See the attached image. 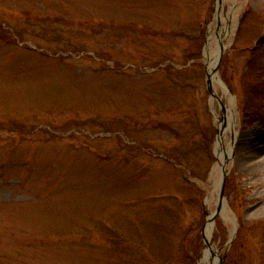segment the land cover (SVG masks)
I'll use <instances>...</instances> for the list:
<instances>
[{
  "label": "rangeland",
  "instance_id": "obj_1",
  "mask_svg": "<svg viewBox=\"0 0 264 264\" xmlns=\"http://www.w3.org/2000/svg\"><path fill=\"white\" fill-rule=\"evenodd\" d=\"M226 92L238 138L209 203ZM257 98L264 0H0V264H201L209 223L213 263L264 264Z\"/></svg>",
  "mask_w": 264,
  "mask_h": 264
},
{
  "label": "bare ground",
  "instance_id": "obj_2",
  "mask_svg": "<svg viewBox=\"0 0 264 264\" xmlns=\"http://www.w3.org/2000/svg\"><path fill=\"white\" fill-rule=\"evenodd\" d=\"M225 1V0H224ZM224 8V3L221 4V7L218 8L216 18L221 21V28L218 30L217 35L214 32V24L210 27L209 31V37H208V44L207 49L205 51V58L207 61L208 66V72L211 74V80L212 84H220L223 88H225L223 82L218 77V75L213 74V71L215 69V66L218 62L220 52L223 48H226L225 41L228 40V38L231 36L232 33V22L236 19L238 12L240 9L231 10V13H226ZM215 34V35H214ZM219 39V43L218 42ZM227 101L225 103V106H223V117L219 118V140L217 142L216 146V153H217V162L216 165L213 168L212 172V180H213V191L209 196V203H212L214 200V192L215 190H218L220 186V174L222 173V170L224 171L225 166V153H224V142L225 138H227L229 131L233 133L234 141L238 138V131L236 130L239 126V119H238V110L235 103L234 98H232L230 95L226 92ZM221 211L224 216L227 215L228 210L226 206V201H224L221 205ZM206 239L209 244V247H207V250L205 251V254L203 256V259L201 261V264H217L216 262H212V259L215 261V256L213 252V238H212V225L209 223L206 226L205 229Z\"/></svg>",
  "mask_w": 264,
  "mask_h": 264
},
{
  "label": "water",
  "instance_id": "obj_3",
  "mask_svg": "<svg viewBox=\"0 0 264 264\" xmlns=\"http://www.w3.org/2000/svg\"><path fill=\"white\" fill-rule=\"evenodd\" d=\"M224 51H225V48H223L221 50V52H220V56H219V59H218L217 66L222 61V58L224 56ZM216 72H217V68L214 69L213 74H216ZM207 86H208V90H209L210 95L216 97V95L214 94L213 84H212V80H211V74L209 72L207 73ZM225 187H226V174L224 173V176H223V179H222V184H221V187H220L219 206H218V209H217L216 213L213 215V218H214V216H216L217 214H219L221 212V205L225 201ZM206 246L209 247V244L206 243ZM224 259L225 258H222L220 260V264H223Z\"/></svg>",
  "mask_w": 264,
  "mask_h": 264
},
{
  "label": "trees",
  "instance_id": "obj_4",
  "mask_svg": "<svg viewBox=\"0 0 264 264\" xmlns=\"http://www.w3.org/2000/svg\"><path fill=\"white\" fill-rule=\"evenodd\" d=\"M262 101L264 102V98H257L255 106H257L258 104L262 103Z\"/></svg>",
  "mask_w": 264,
  "mask_h": 264
}]
</instances>
